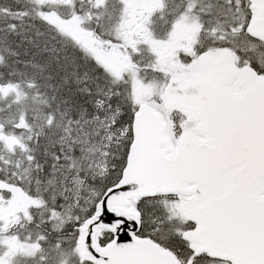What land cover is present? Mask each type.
<instances>
[{"label":"snow or ice","instance_id":"snow-or-ice-1","mask_svg":"<svg viewBox=\"0 0 264 264\" xmlns=\"http://www.w3.org/2000/svg\"><path fill=\"white\" fill-rule=\"evenodd\" d=\"M0 264H264V0H0Z\"/></svg>","mask_w":264,"mask_h":264}]
</instances>
